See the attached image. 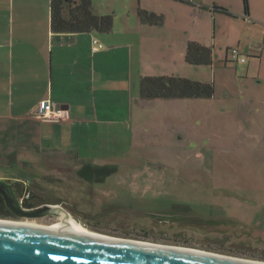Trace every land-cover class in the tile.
Wrapping results in <instances>:
<instances>
[{"label":"rangeland","instance_id":"rangeland-1","mask_svg":"<svg viewBox=\"0 0 264 264\" xmlns=\"http://www.w3.org/2000/svg\"><path fill=\"white\" fill-rule=\"evenodd\" d=\"M92 2L96 15L113 18L110 34L97 33L107 40L106 49L112 47L110 40L119 44L130 38L122 36L121 29H126L129 16L137 23L139 0ZM215 3L232 15L213 13ZM145 4L158 12L174 5L169 0ZM249 5L252 16L246 18L244 0H206L203 11L212 18L193 19L190 26L192 36L213 50L214 64L185 66L182 57L178 72L191 81L212 84L215 96L182 100L180 113L166 121L135 116L128 130L106 126L103 138H111L109 147H97L91 150L97 151L95 157L90 156L101 166L118 167L104 182L80 179L74 184L75 172L42 181L41 173L14 161L0 164V176L38 174L36 180L45 189L33 195L32 204H64L96 234L264 261V0H249ZM174 22H167L164 34L175 28ZM233 49L240 50L247 64L232 62ZM120 56L111 59L118 62L112 68H125ZM139 58L136 55L135 69L140 68ZM116 98L120 104L121 97ZM111 105L116 107V100ZM22 160L28 161L26 154ZM59 177L69 180L57 182ZM0 219L43 226L59 221Z\"/></svg>","mask_w":264,"mask_h":264},{"label":"crops","instance_id":"crops-1","mask_svg":"<svg viewBox=\"0 0 264 264\" xmlns=\"http://www.w3.org/2000/svg\"><path fill=\"white\" fill-rule=\"evenodd\" d=\"M169 1L174 5L158 12L144 6L146 0H141V4L139 0L137 16L142 9L162 16L164 24L146 25L139 16L134 24L129 16V24L121 33L130 38L119 44L109 39L112 47L106 49L103 41L107 40L99 38L95 30L56 34L51 0H0V164L14 161L32 173H41L42 181L51 175L67 176L75 172L74 184H78L80 179L84 180L80 176L84 166H101L90 156L95 157L97 151L92 153L91 150L97 147H109L111 138H103L106 126L119 125L128 130L134 126L135 116L166 121L179 114L184 104L181 101L187 99H145L140 92L141 81L147 77L178 75L188 79L178 72L181 58L184 57L185 66H192L186 62L188 45L191 42L202 44L192 36L190 21L210 20L212 16L203 11L207 9L206 0ZM215 7L224 9L217 3ZM173 12L177 16L170 14ZM222 13L231 14L230 11ZM250 16L251 8L249 16L245 14L246 18ZM171 19L176 26L164 34ZM182 32L186 35L180 36ZM94 39L104 45L100 52L93 51ZM120 53L125 59V68H112L110 65L118 62H111V59L118 58ZM136 55L140 57L139 69L134 66ZM113 100H116V107L111 105ZM44 101L66 111L65 120L51 123L37 118L35 115ZM160 109L167 114L161 115ZM115 111L118 115H111ZM23 154L29 162L22 160ZM8 156L10 160H6ZM37 175H29L34 178L32 181L22 176H0V179L28 186L33 197L36 193L42 195L40 191L45 189L44 184L36 180L40 178ZM58 179L57 182L69 180ZM54 206H61L73 214L64 204Z\"/></svg>","mask_w":264,"mask_h":264},{"label":"water","instance_id":"water-1","mask_svg":"<svg viewBox=\"0 0 264 264\" xmlns=\"http://www.w3.org/2000/svg\"><path fill=\"white\" fill-rule=\"evenodd\" d=\"M0 195L16 218L71 217L56 206L25 208L15 184L0 179ZM73 216V215H72ZM74 217V216H73ZM78 223L79 218L74 217ZM0 264H260L187 248L108 239L89 233L0 219Z\"/></svg>","mask_w":264,"mask_h":264},{"label":"trees","instance_id":"trees-1","mask_svg":"<svg viewBox=\"0 0 264 264\" xmlns=\"http://www.w3.org/2000/svg\"><path fill=\"white\" fill-rule=\"evenodd\" d=\"M186 1V0H185ZM92 0H51L52 25L56 34H82L92 31L108 33L113 29L111 16H98L93 12ZM246 16H249V0H244ZM217 12H226L225 9L214 7ZM138 16L143 24L162 26V16L139 9ZM186 62L192 66H212L214 64L213 50L197 42L188 45ZM227 62H231L227 60ZM233 63H239L232 61ZM141 96L145 99H211L215 96V87L212 84L191 81L179 76L171 77H147L140 84ZM117 166H84L80 176L88 181L102 183L106 178L115 174ZM18 196L25 191L22 185L15 183ZM20 192V193H19ZM39 206V205H38ZM28 200L25 208L38 207ZM0 218L10 219L15 216L7 208L3 196L0 195Z\"/></svg>","mask_w":264,"mask_h":264},{"label":"built area","instance_id":"built-area-1","mask_svg":"<svg viewBox=\"0 0 264 264\" xmlns=\"http://www.w3.org/2000/svg\"><path fill=\"white\" fill-rule=\"evenodd\" d=\"M104 49V45L98 40H93V51L100 52ZM232 61H237L239 63L244 64L246 62V58L241 54L239 49H233L231 51ZM66 111L56 108L51 104L50 101H44L40 104L39 111L35 115L37 118L42 119L48 122H61L65 120ZM25 191L22 193V196L19 198L21 204H24L32 199V193L29 191V188L25 185Z\"/></svg>","mask_w":264,"mask_h":264},{"label":"bare ground","instance_id":"bare-ground-1","mask_svg":"<svg viewBox=\"0 0 264 264\" xmlns=\"http://www.w3.org/2000/svg\"><path fill=\"white\" fill-rule=\"evenodd\" d=\"M55 208L58 209L59 211H65L61 206H56ZM25 224L42 226V227H50V228H56V229H63V230H70V231H79V232L89 233V234H91L93 236H98V237H103V238H108V239H116V238H113V237L96 234L95 232L93 233V232L87 230V228H85L82 225V223H78L72 215L68 219L59 220V222L57 224L53 225V226H43V225H39V224L33 223V222L25 223ZM139 243L149 244V245L152 244V243L143 242V241H141V242L139 241ZM155 245H158V244H155ZM181 248H184V247H181ZM187 249H190V250H193V251H199V250H195V249H191V248H187ZM199 252H203V251H199ZM203 253H208V252H203ZM210 254H215V253H211L210 252ZM215 255H218V254H215ZM236 259H239V260H242V261H246V262L250 261V260L241 259V258H236ZM256 263L264 264V262L262 263V262H258V261Z\"/></svg>","mask_w":264,"mask_h":264},{"label":"flooded vegetation","instance_id":"flooded-vegetation-1","mask_svg":"<svg viewBox=\"0 0 264 264\" xmlns=\"http://www.w3.org/2000/svg\"><path fill=\"white\" fill-rule=\"evenodd\" d=\"M15 189H16V187H15ZM16 192H17V195H18V191H17V189H16ZM19 193H20V192H19ZM21 196H22V195H21ZM21 196H20V197H21ZM15 218H16V217H15ZM58 222H59V221H58Z\"/></svg>","mask_w":264,"mask_h":264}]
</instances>
